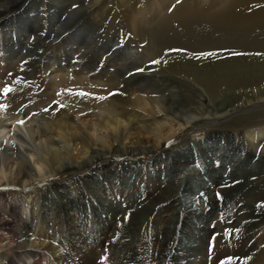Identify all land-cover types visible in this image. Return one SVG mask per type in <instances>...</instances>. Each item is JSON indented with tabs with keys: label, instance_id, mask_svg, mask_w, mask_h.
Instances as JSON below:
<instances>
[{
	"label": "rangeland",
	"instance_id": "374dc122",
	"mask_svg": "<svg viewBox=\"0 0 264 264\" xmlns=\"http://www.w3.org/2000/svg\"><path fill=\"white\" fill-rule=\"evenodd\" d=\"M26 1L29 5L23 16L30 17L31 20L26 29L18 26L21 22L16 17L22 12V8L6 14L7 22L0 24V106H6L0 107V123L10 117H14L10 122L15 119L18 122L22 118L23 123L29 121L36 128L39 126L45 129V134L38 138L37 143H50L49 145L57 148L66 147L67 151L59 161H69L76 166L78 162L88 158L90 151L87 153V147L77 146L76 142L70 139V134L75 131L73 127H79L77 132L84 131L87 137L96 138L98 135V140L107 133L108 128L100 127L94 131L92 123L95 116L101 119L110 112L115 119L131 120L127 125L129 132H135L136 128L143 131L145 126L157 123L167 125L163 117H142L136 108L124 106L122 101L113 98L114 94H120V89L116 90L118 85L128 89L125 93L127 99L135 94L145 95V92L132 88L137 86H132L134 79L126 83L117 81L120 77L117 73L120 62L127 59L126 62L129 63L142 56L144 44L150 43V34L143 39L133 31L130 23L131 13L133 16L137 14L135 16L138 17L140 27L151 31L159 25L161 19L169 16V13H174L175 10L191 12L192 8L197 15L196 12L193 13L194 22L190 20L191 24L188 25L197 27L204 24L205 44H218L212 34L213 22L198 17V11L219 18V14L232 0ZM56 1L64 2L65 9L58 7ZM249 1L246 3L248 8L243 4L244 8L237 7L243 11L235 8L225 14V19L242 17L243 14L257 15L264 9V0L252 3ZM79 8L81 12L85 11L72 16L71 20L60 27L59 21L71 10ZM140 10L145 13L142 14ZM55 12L58 20L52 22L53 26H56L53 30L50 18ZM36 18L38 22L35 21ZM23 24L19 25L24 27ZM230 28L227 23L222 30L226 37L229 36L228 39H234V35L238 34L246 36L243 41H236L237 44H264L263 27H257L251 32L245 27L235 30ZM79 33L81 36L78 39L70 36ZM109 45H112V48ZM132 56L134 58L128 59ZM95 58L96 63L86 68L87 60ZM141 58V61H145L146 57ZM150 60L153 61V57ZM53 61H56V64L49 67ZM146 65L151 66V63ZM160 69L157 68L158 75L174 77L173 73H160ZM134 73L140 74L141 71L135 70L131 74L128 73L127 77ZM149 73L155 74L154 68H150ZM252 85L247 90L241 89L237 98L224 97L225 93H221L218 101L236 104L239 103L238 100L243 101L248 97L259 94L264 96V78L256 79ZM6 87L11 89L7 94L4 92ZM110 88H114V91L107 93ZM192 88L194 98H201L199 105L206 108L215 104L210 102L203 92H199L194 86ZM59 94L66 98L67 103L58 99ZM95 95L100 97L104 107L99 109L94 105L92 99ZM70 96L76 99L73 101ZM88 115L94 116L90 118ZM84 117L87 119H84L87 127L80 122ZM231 117L206 128L197 126L179 129L173 139L167 140L168 148L161 146V143L150 153L120 155L122 152H139L149 148L125 149L124 142L108 141L113 143L115 148L111 150L112 154L78 168L63 167L62 171L47 174L41 181L40 178L36 179V184L28 188L20 189L23 178L15 175L13 179L19 180V183L5 185L8 188L0 192V259L15 258L19 255L16 241H9L10 228L5 224L10 219L15 224L22 222L18 213L23 215L25 200H22L20 195L21 192L29 190H34L36 199L35 205L30 208L36 218L35 221L32 217L29 219L33 221L28 229L30 239L45 238L53 249H34L28 264H59L58 255L67 254V232L60 226L65 219L63 216H57L55 212L60 206V199H57L58 194L52 186L61 187L70 199L82 198V206L90 213L95 208H92V205L99 207L103 222L94 221L93 211L89 214L92 220L84 225L88 235L100 236L104 241L101 245L89 243L95 251L97 264H240V261L246 262L254 258L264 245V153H259L264 151V136L254 147L249 146V140L244 134L245 122ZM175 126L178 127V124ZM12 128L13 125L10 126V129ZM61 129L68 133L67 141L60 138ZM200 135L211 137L197 141L196 138ZM214 135L220 138H212ZM53 140L57 141V144L51 143ZM2 145L11 149L6 141ZM169 147L174 148L173 151ZM207 147L211 148L209 152ZM15 149L16 146L13 147V152L17 155ZM10 152L12 151L8 153ZM180 155L186 157L177 159ZM28 159L31 165H34L33 159L29 156ZM126 164L132 166L133 171L127 173L123 180L116 176L105 178L104 174L98 176L103 189L99 190L90 180L86 183L81 180L102 168L112 166L113 169L114 165H119L115 168L117 172H121L122 166ZM185 168H195L199 174L196 182L202 183V186H196L195 192L187 193L184 189L188 181ZM44 195H48V199L57 207L53 216L48 217L46 222L40 220L39 216ZM146 211L147 216H144ZM172 222L173 227L166 234V227ZM79 230L83 231L84 228H75L71 234L80 232ZM110 239L123 241L120 251L106 250L104 244ZM182 248L184 251H181ZM70 261L72 264H80L79 257L75 255H71Z\"/></svg>",
	"mask_w": 264,
	"mask_h": 264
},
{
	"label": "bare ground",
	"instance_id": "6f19581e",
	"mask_svg": "<svg viewBox=\"0 0 264 264\" xmlns=\"http://www.w3.org/2000/svg\"><path fill=\"white\" fill-rule=\"evenodd\" d=\"M248 1L249 0L230 1V5L226 4L227 6L224 8V11L219 14V18H215V16L210 14H202L203 12L196 9L200 14L198 17H201L202 19L204 18V21L213 22L214 33L212 34L214 36V40L217 41L218 44H205L204 38L206 36V29L204 24H199L197 27L188 25L190 20L192 21V17H194L195 14L197 15L196 11L195 13L191 10L192 8L190 9L191 12L175 10L174 13H169V16L161 19L159 25L151 31H147L145 28L140 27L138 25V17L135 16L137 14L133 16L131 13L130 23L133 31L136 32L137 36H140L143 39H146L145 36L150 34V43L144 44L145 48L142 56L146 57L145 61H141L142 56H139L141 59L138 57L139 59L135 58V60L133 59L129 63L126 62L127 59L120 62L117 69V73H119L120 77L117 81H119V83H126L127 81L134 79L132 86H137L132 88L134 90L145 92V95L135 94L127 99L125 98V93H127L128 89L120 88V85H118L116 90L120 89V94H114L113 98L122 101L124 106H132L136 108L140 111V116L142 117L161 116L163 117L162 119L167 122V125L157 123L145 126L143 131L137 130L136 128L135 132H129L130 130H128L129 128H127V125H129L131 120L121 121L119 119H115L114 115L110 114V112L106 114V117H102L101 119L95 116L93 118L94 122L92 123L94 131H97L100 127L105 129L108 128L107 133L103 135L105 138L100 136L101 139L98 140V135L95 136L96 138L87 137L85 136L86 134L84 131L79 130V132H77V128L79 127H73L75 131L70 134V139L72 141L74 140L77 146L82 145L87 147V153L90 151L88 158L78 162L75 166L69 161H59L62 154L67 151L66 147L57 148L49 145L50 143H37L38 138L45 134V129L39 126L36 128L29 121L27 123H23L22 118L19 119V123L15 121L16 119L10 122L14 117L3 119L0 123V192L5 190V188H8V186H12V183H19V180H16L15 178L13 179L15 175L16 177L20 175L23 178L22 182H20L22 183L20 189L28 188L36 184V179L40 178L39 180L41 181L47 174L62 171L61 169H63V167H67L68 169L78 168L88 165L85 163H92L95 159L112 154L113 152H111V150L113 151L115 148L113 143L110 144L108 141H115L118 143L124 142L123 144H125V149L126 147L134 149L149 148L148 150H140L139 152H122L120 155L128 154L130 156H134L141 154L142 152L150 153L156 150L161 143H163L161 146L167 147V140L169 141L173 139L176 131L179 129L188 127L194 128L197 126L206 128V126H213L217 124L222 119L223 121L228 120L231 116L238 118L237 120L240 122H245L246 129L244 130V134L249 140V146L254 147L258 144L264 136V96L259 94L252 98L248 97L243 101L238 100L239 103H236L237 106L236 104H229V102L223 103L218 101L221 98V93H225L224 97L237 98V96L241 94V89L247 90L253 86L252 84L256 81V79L260 80V78H264V44H237V42L243 41L246 36H241L239 34L238 36L234 35V39L231 38V40L228 39L229 36L226 37V33L222 31L227 23H229L230 27L234 30L245 27L247 31L251 32L255 31L257 27L264 28V9L257 15L244 16L243 14L242 17L237 16L225 19V14H229V12L235 8L239 9L237 7H241L243 4L245 6ZM254 1L257 0H251L249 3ZM3 3L5 4L2 5ZM57 3L59 4H57L58 7L65 9L66 4L64 2L60 1ZM28 5L29 4L26 0H0V24L7 22V18L5 16L6 14L16 10L17 8H22V12L16 17L21 22L19 24H25L24 27H21L22 25L19 24L18 26L26 29L31 22L29 19L30 17L27 18L26 16H23V12H25ZM158 9L160 10L161 8ZM84 11L85 10L81 12L80 8L79 10H71L65 18L63 17L59 21L60 27L71 20L72 16L81 14ZM140 11L142 14L145 13L143 10ZM157 13L158 11L156 14ZM193 13H195L194 16ZM56 14L57 12H55L50 18V26L53 30L56 29V26H53V23L58 20L56 18ZM197 20L199 21V18ZM35 21L38 22L37 18ZM56 24L58 25V23ZM261 32L263 31L261 30ZM70 36L73 39H78V37L81 36V33H79V35L74 34L73 36ZM109 46L112 48V45ZM128 49L131 50V48ZM100 50H102V48ZM92 57L94 58V56ZM151 57H153V61L150 60ZM132 58H134V56L128 57V59ZM95 61L96 58L87 60L85 67L87 68L90 65L95 64ZM146 63H151V66H147ZM54 64H56V61L50 63L49 67ZM150 68H154L155 74L149 73ZM157 68H161L160 73L163 74L164 72L173 73L174 77H170L169 75H158ZM135 70H139L141 73H134L130 77H127L128 73L131 74ZM190 83L192 86L197 88L199 92H203L204 96H206L210 102H215V104L206 108L199 105L201 104V98L199 96V99L194 98V90L192 86H190ZM114 88H110L107 93H112ZM185 89L187 90L184 91ZM180 90H183L184 92H180ZM69 98L73 101L76 99L72 96ZM58 99H60L61 102L67 103L65 102L66 98L61 94L58 95ZM92 101L97 108L100 109V107H104L102 106L100 97H96L95 95ZM238 113L241 114L239 117ZM88 116L91 118L94 115ZM84 119L85 117L83 119L81 118V125L87 127V123L84 122ZM176 124H178V127L175 126ZM11 125H13L14 128L10 129ZM9 133H11L10 136ZM67 135L68 133L66 130L59 132L60 138L64 139V141H67ZM215 136L220 138L218 135H214L212 138H215ZM207 137H211V135H205L204 137L200 135L196 138V140H201L202 138L207 139ZM235 137L236 135H234L233 138ZM55 140L51 141V143L57 144V141ZM4 141H6L7 146L11 147V149L3 147L2 144ZM15 146L17 155H14L15 153L13 152V147ZM173 149L174 148H170L171 151H173ZM210 150L211 148L207 147V151L209 152ZM9 151L12 152L8 153ZM259 153H264V151H259ZM114 154L118 155V153ZM28 156L33 159L34 165H31ZM184 157H186V155H180L177 159ZM47 162H50V164H47ZM49 165L50 167H48ZM117 166L119 165H114L113 169L112 166L110 168H102L101 170L92 172L89 176H85L84 179L82 178L81 180H83V183H86L89 180L92 181L93 184L100 190L103 189L102 185H100L101 182L98 181V176L101 174H104L105 178L116 176L118 179L120 178L123 180L124 177L127 176V173L133 171L132 166L126 164V166H122L121 172H117L115 168ZM185 169L187 170L188 181L185 183L186 188L184 189L187 193L190 191L195 192L197 191L196 186H202V183L198 184L196 182L199 174L195 168ZM52 187L58 194L57 199H60V206H58L59 208L55 212L57 213V216H63L65 219L60 226L61 228L64 227L63 230H66L67 232L65 241L69 248L67 254L58 255L57 260L59 264H72L70 261L71 255L78 256L80 264H97V262H95V251L89 243L101 245L104 241L99 238L100 236L91 237L90 234L88 235L84 225L88 224V222L92 220L89 214L93 211H95V213L93 212L94 221L97 223L103 222L102 215L98 209L99 207L92 205V208H95L90 213L88 209L82 206V198L77 200L70 199L61 187ZM205 188H207V186H205ZM33 192L34 190L21 192L20 196L22 200H25L22 207L23 215L18 212L17 213L18 216L22 218V222L15 224V222L10 219L5 224L10 228V231H8L11 233L9 235V241H16L17 248H19V255L15 258L2 257L0 259V264H28L32 259L31 253L34 249H53V246H51L49 242L47 243L45 238L39 237L35 240L30 239L31 235L29 234L28 229L33 221L29 219L32 217L34 221L36 220V218H34L35 213L33 215V213L30 212V208L32 205H35L36 200ZM209 193L212 194L211 191H209ZM47 196L44 195L39 211L40 220L43 222H46L47 218L51 217V215L53 216V213H55L53 211L57 208L53 205V201H50ZM148 211L144 212L143 215L145 216ZM0 220H2V218H0ZM172 224L173 222L170 226L168 225V227H166V234H168V231L171 227H173ZM82 227L84 228L83 231L79 230L80 232L71 234L75 228L79 229ZM122 242L123 241L121 240L114 241V239H110V241L105 242L104 246L106 250L108 249L112 252L117 250L118 252V250H121L119 248H122L123 246ZM190 244L191 242L189 245ZM1 246L2 243L0 241V248ZM182 250L184 251V248H182L181 251ZM240 264H264V245L262 246V249L256 253L254 258H250V260L246 262L240 261Z\"/></svg>",
	"mask_w": 264,
	"mask_h": 264
},
{
	"label": "snow or ice",
	"instance_id": "6c2138e0",
	"mask_svg": "<svg viewBox=\"0 0 264 264\" xmlns=\"http://www.w3.org/2000/svg\"><path fill=\"white\" fill-rule=\"evenodd\" d=\"M11 91V89L10 88H5L4 89V92H5V94H7L8 92H10ZM0 107H6V106H0ZM21 123H22V121H21Z\"/></svg>",
	"mask_w": 264,
	"mask_h": 264
}]
</instances>
